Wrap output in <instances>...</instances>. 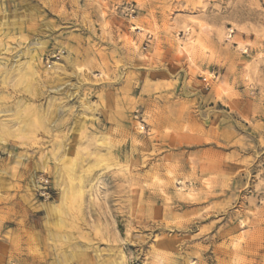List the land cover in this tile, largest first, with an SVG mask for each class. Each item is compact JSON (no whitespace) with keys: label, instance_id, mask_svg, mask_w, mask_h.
<instances>
[{"label":"rangeland","instance_id":"obj_1","mask_svg":"<svg viewBox=\"0 0 264 264\" xmlns=\"http://www.w3.org/2000/svg\"><path fill=\"white\" fill-rule=\"evenodd\" d=\"M0 264H264V0H0Z\"/></svg>","mask_w":264,"mask_h":264},{"label":"bare ground","instance_id":"obj_2","mask_svg":"<svg viewBox=\"0 0 264 264\" xmlns=\"http://www.w3.org/2000/svg\"><path fill=\"white\" fill-rule=\"evenodd\" d=\"M61 170V169H60ZM55 177H56V183L58 184L59 183V181H61V174L59 173V171L58 172H56V174H55ZM79 177V176H78ZM197 179V178H196ZM81 180V179H80ZM182 183V182H181ZM193 183V182H192ZM204 183H206V182H204ZM213 184V183H212ZM186 186V185H185ZM207 186V185H206ZM35 187H36V185L35 184H33V189H35ZM207 189V188H206ZM210 189H211V186H210ZM209 191V190H208ZM207 193V192H206ZM199 198V197H198ZM187 212V211H186ZM187 222V221H186Z\"/></svg>","mask_w":264,"mask_h":264}]
</instances>
